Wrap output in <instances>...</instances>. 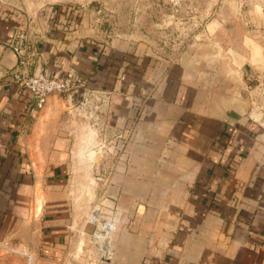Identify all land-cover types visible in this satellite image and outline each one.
Here are the masks:
<instances>
[{
	"label": "crops",
	"instance_id": "1",
	"mask_svg": "<svg viewBox=\"0 0 264 264\" xmlns=\"http://www.w3.org/2000/svg\"><path fill=\"white\" fill-rule=\"evenodd\" d=\"M49 11L0 0V239L23 240L0 247V264H264V93L251 73L224 91L198 69L150 72L52 31ZM22 30L32 72L84 80L74 100L33 110L13 76ZM95 202L113 221L105 262L81 235Z\"/></svg>",
	"mask_w": 264,
	"mask_h": 264
},
{
	"label": "rangeland",
	"instance_id": "2",
	"mask_svg": "<svg viewBox=\"0 0 264 264\" xmlns=\"http://www.w3.org/2000/svg\"><path fill=\"white\" fill-rule=\"evenodd\" d=\"M28 4L33 10H50L52 31L78 34L109 54L127 50L147 71L196 75L199 70L227 91L233 88L226 85V78L239 79V89L245 86V67L252 75L246 80L248 88L264 93L259 82L264 70V0H28ZM81 82L83 88L82 78ZM100 205L95 202L89 215ZM9 240L0 239V247L9 253L23 244L20 237Z\"/></svg>",
	"mask_w": 264,
	"mask_h": 264
},
{
	"label": "built area",
	"instance_id": "3",
	"mask_svg": "<svg viewBox=\"0 0 264 264\" xmlns=\"http://www.w3.org/2000/svg\"><path fill=\"white\" fill-rule=\"evenodd\" d=\"M10 48L16 54L18 63L14 71V80L21 87L28 90L33 100V110H42L48 99L53 95H63L73 99L79 95L83 86L80 76L75 72L65 75H48L43 72H32L31 67L36 57V49L27 31L15 33ZM122 81L124 76L120 78ZM105 204L101 203L86 219L85 224L93 226L90 232L82 230L81 235H87L93 246L98 250V258L101 262L110 259V237L113 232V221L107 217L108 211ZM106 244L108 250H103Z\"/></svg>",
	"mask_w": 264,
	"mask_h": 264
},
{
	"label": "water",
	"instance_id": "4",
	"mask_svg": "<svg viewBox=\"0 0 264 264\" xmlns=\"http://www.w3.org/2000/svg\"><path fill=\"white\" fill-rule=\"evenodd\" d=\"M102 248H103V250H108V246H107L106 244H104V245L102 246Z\"/></svg>",
	"mask_w": 264,
	"mask_h": 264
}]
</instances>
